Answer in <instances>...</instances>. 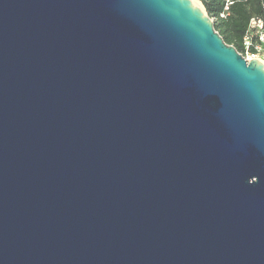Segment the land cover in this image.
Segmentation results:
<instances>
[{"label": "water", "instance_id": "95a60500", "mask_svg": "<svg viewBox=\"0 0 264 264\" xmlns=\"http://www.w3.org/2000/svg\"><path fill=\"white\" fill-rule=\"evenodd\" d=\"M0 264H264V64L191 0H0Z\"/></svg>", "mask_w": 264, "mask_h": 264}, {"label": "trees", "instance_id": "16d2710c", "mask_svg": "<svg viewBox=\"0 0 264 264\" xmlns=\"http://www.w3.org/2000/svg\"><path fill=\"white\" fill-rule=\"evenodd\" d=\"M206 14L215 17L213 28L226 44L239 51L242 34L251 15H259L264 19V0L236 1L230 7L226 18H218L224 0H200Z\"/></svg>", "mask_w": 264, "mask_h": 264}, {"label": "built area", "instance_id": "2783aa9c", "mask_svg": "<svg viewBox=\"0 0 264 264\" xmlns=\"http://www.w3.org/2000/svg\"><path fill=\"white\" fill-rule=\"evenodd\" d=\"M197 1L201 4L200 0ZM236 1L243 0H224L218 18H226L230 13L231 5ZM214 18L212 17L211 20ZM238 53L246 60L257 59L264 64V19L261 16H250L242 34Z\"/></svg>", "mask_w": 264, "mask_h": 264}, {"label": "rangeland", "instance_id": "374dc122", "mask_svg": "<svg viewBox=\"0 0 264 264\" xmlns=\"http://www.w3.org/2000/svg\"><path fill=\"white\" fill-rule=\"evenodd\" d=\"M199 4V3H198ZM197 4V5H198ZM198 8H200L205 14H206V12H205V10H204V8H203V6L201 5V4H199V6H198ZM207 15V14H206ZM208 16V15H207ZM209 17V16H208ZM210 19H211V17H209ZM215 18L212 20V22L214 23L215 22Z\"/></svg>", "mask_w": 264, "mask_h": 264}, {"label": "bare ground", "instance_id": "6f19581e", "mask_svg": "<svg viewBox=\"0 0 264 264\" xmlns=\"http://www.w3.org/2000/svg\"><path fill=\"white\" fill-rule=\"evenodd\" d=\"M192 1V3L194 4V5H196L197 7L199 6V2L197 1V0H191ZM199 3V4H198ZM198 4V5H197Z\"/></svg>", "mask_w": 264, "mask_h": 264}]
</instances>
